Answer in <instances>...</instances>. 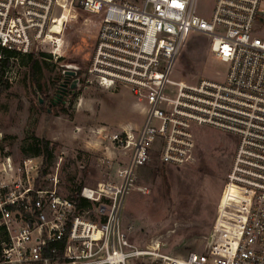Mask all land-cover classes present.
Masks as SVG:
<instances>
[{
    "label": "built area",
    "instance_id": "obj_1",
    "mask_svg": "<svg viewBox=\"0 0 264 264\" xmlns=\"http://www.w3.org/2000/svg\"><path fill=\"white\" fill-rule=\"evenodd\" d=\"M76 11L97 27L87 84L128 89L143 121L109 136L128 160L116 182L80 188L87 207L59 194L57 176L49 188L32 178L33 159L16 167L0 158V264H130L142 256L149 264H264V0H213L207 20L197 0H0V48L51 52L54 22ZM191 32L210 39L214 60L227 67L222 79H171ZM3 58L0 80L11 83L19 67L2 71ZM204 128L235 142L205 250H138L121 223L137 170L153 153L162 165H187Z\"/></svg>",
    "mask_w": 264,
    "mask_h": 264
},
{
    "label": "rangeland",
    "instance_id": "obj_2",
    "mask_svg": "<svg viewBox=\"0 0 264 264\" xmlns=\"http://www.w3.org/2000/svg\"><path fill=\"white\" fill-rule=\"evenodd\" d=\"M212 6L213 0H197L198 16L207 20ZM65 16L57 46L51 52L34 53L41 90L35 92L25 63L17 68V78L0 90V158L10 157L16 167L33 159L38 171H31L30 176L38 175L47 188V179L57 176V191L68 198L78 186L95 188L116 182V171L126 164L129 154L111 143L109 136L140 127L143 116L128 89L87 84L85 72L97 27L85 12ZM66 66L78 70L79 86L66 105L47 112L53 87ZM226 71V65L214 60L210 39L191 32L171 79L193 84L222 79ZM34 139L55 145L45 165L42 158H31L25 152L35 144ZM234 147L229 135L204 128L197 131L193 159L185 166L162 165L153 153L148 164L137 170L134 186L123 201L121 223L129 243L141 251L155 249L174 256L203 252ZM43 170L46 175L40 178ZM151 261L150 256H142L130 264Z\"/></svg>",
    "mask_w": 264,
    "mask_h": 264
},
{
    "label": "trees",
    "instance_id": "obj_3",
    "mask_svg": "<svg viewBox=\"0 0 264 264\" xmlns=\"http://www.w3.org/2000/svg\"><path fill=\"white\" fill-rule=\"evenodd\" d=\"M0 54L3 55V59L1 60V70L3 71L4 68H8L9 66H17L21 67L26 65L27 67V74L28 79L30 80L31 84L35 88V92H39L41 90L40 83H39V74H40V66L38 59L36 58V55L34 53H30L27 55H19L4 49L0 48ZM45 56L44 54H41ZM13 57L15 59V62L10 65L9 59ZM7 82H3L0 80V90L5 88L7 86ZM63 111V109H62ZM36 142L32 146H30L28 149L25 150V152H30L31 158H37L40 157L43 160V164H47L50 159L52 158L53 150L55 149V145L50 143V141L46 139H34ZM46 175V170H43L42 177ZM80 190V186L73 189L71 191V195L68 197L69 199H72L78 207H87L88 204L80 198L78 195V191Z\"/></svg>",
    "mask_w": 264,
    "mask_h": 264
},
{
    "label": "flooded vegetation",
    "instance_id": "obj_4",
    "mask_svg": "<svg viewBox=\"0 0 264 264\" xmlns=\"http://www.w3.org/2000/svg\"><path fill=\"white\" fill-rule=\"evenodd\" d=\"M64 71L65 70L62 71L61 79L53 87L52 96L47 102V112L52 111L57 106L66 105L68 99L74 95L79 86L78 83L77 87L71 89L74 77H65L63 75ZM76 77H78V70L76 73Z\"/></svg>",
    "mask_w": 264,
    "mask_h": 264
},
{
    "label": "water",
    "instance_id": "obj_5",
    "mask_svg": "<svg viewBox=\"0 0 264 264\" xmlns=\"http://www.w3.org/2000/svg\"><path fill=\"white\" fill-rule=\"evenodd\" d=\"M65 68H66V70L63 72V75L65 77H68V76L74 77L73 83L71 85V89H73V88L77 87V85H78V78L76 77L77 69L75 67H71V66H66ZM39 103H42L41 99H39Z\"/></svg>",
    "mask_w": 264,
    "mask_h": 264
},
{
    "label": "bare ground",
    "instance_id": "obj_6",
    "mask_svg": "<svg viewBox=\"0 0 264 264\" xmlns=\"http://www.w3.org/2000/svg\"><path fill=\"white\" fill-rule=\"evenodd\" d=\"M63 21H64V17H62V18H60V19H57L55 22H54V27H53V29L54 30H56V33H58V34H60V27H61V25H62V23H63ZM57 42H59V40H57Z\"/></svg>",
    "mask_w": 264,
    "mask_h": 264
}]
</instances>
